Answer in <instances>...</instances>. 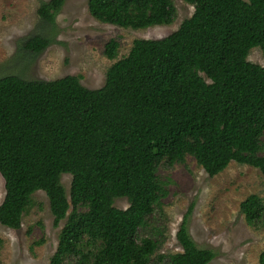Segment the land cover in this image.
<instances>
[{
	"label": "trees",
	"instance_id": "1",
	"mask_svg": "<svg viewBox=\"0 0 264 264\" xmlns=\"http://www.w3.org/2000/svg\"><path fill=\"white\" fill-rule=\"evenodd\" d=\"M183 1L191 16L164 38L133 40L100 88L73 75L0 77V225L19 229L31 196L43 191L54 224L64 221L48 264H149L157 242L138 233L166 194L156 175L162 164L189 155L209 176L230 162L264 175V66L247 60L253 47L264 55V0ZM64 3L41 2L39 20L53 25ZM87 7L95 20L122 28L175 17L171 0H88ZM50 42L37 34L21 47L37 55ZM117 49L111 39L104 55L114 60ZM62 174L71 176L67 194ZM117 198L128 206L114 207ZM239 209L249 225L264 220L258 195ZM189 212L176 233L181 252L167 255L168 264L215 256L189 236Z\"/></svg>",
	"mask_w": 264,
	"mask_h": 264
},
{
	"label": "rangeland",
	"instance_id": "2",
	"mask_svg": "<svg viewBox=\"0 0 264 264\" xmlns=\"http://www.w3.org/2000/svg\"><path fill=\"white\" fill-rule=\"evenodd\" d=\"M44 1L48 0H0V77L55 80L73 75L79 76L86 88H100L107 68L128 54L133 40L164 38L193 12V7L183 0H171L175 8L171 23L131 29L95 20L88 12V0H65L55 23L48 25L37 15ZM37 34L47 36L51 42L35 55L25 51L21 42ZM111 39L118 43L114 60L104 55V46ZM247 60L264 66L259 47L250 49ZM261 142L264 145V134ZM156 175L166 194L161 207L147 218L138 233L140 238L150 237L157 242L149 264H168L167 255L181 252L176 233L189 209V236L197 247L215 253L208 264H258V255L264 250V220L249 225L239 209L249 195L264 199V175L258 169L230 162L223 171L209 176L187 155L183 163L160 165ZM60 181L67 194L71 176L62 174ZM3 196L0 176V203ZM113 206L125 209L128 202L117 198ZM63 222L54 224L47 196L36 191L19 229L0 225V264H48Z\"/></svg>",
	"mask_w": 264,
	"mask_h": 264
}]
</instances>
